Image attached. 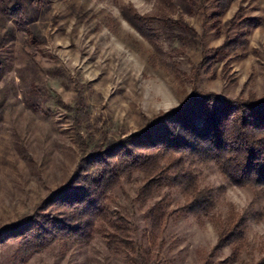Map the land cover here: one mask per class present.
<instances>
[{
  "label": "rangeland",
  "instance_id": "rangeland-1",
  "mask_svg": "<svg viewBox=\"0 0 264 264\" xmlns=\"http://www.w3.org/2000/svg\"><path fill=\"white\" fill-rule=\"evenodd\" d=\"M174 2L167 12L158 0H0V229L32 213L83 156L194 91L264 100V0L222 10L216 0ZM132 15L149 22L145 33ZM173 156L204 191V208L183 207L191 196L168 186L139 199L141 175L110 200L146 264H264V188L232 183L213 160ZM158 200L168 214L152 231L146 213ZM16 244L0 243V264H134L100 235L19 261Z\"/></svg>",
  "mask_w": 264,
  "mask_h": 264
},
{
  "label": "trees",
  "instance_id": "trees-1",
  "mask_svg": "<svg viewBox=\"0 0 264 264\" xmlns=\"http://www.w3.org/2000/svg\"><path fill=\"white\" fill-rule=\"evenodd\" d=\"M230 1L216 0V7L225 9ZM158 2L167 12L175 4L174 0ZM10 12L18 17V26L25 25L18 7ZM131 17L145 33L149 22ZM175 153L215 161L219 171L238 186L264 188V100L249 102L194 91L183 105L150 120L140 132L83 156L69 179L32 213L0 229V243L16 240L14 257L19 261L55 246L88 244L100 235L110 251L124 253L134 264H146L145 251L135 245L128 219L111 209L110 200L123 181L141 175L139 199L168 186L191 196L183 207L204 208L208 203L204 191ZM167 214L162 201L149 207L146 218L152 231L161 228Z\"/></svg>",
  "mask_w": 264,
  "mask_h": 264
}]
</instances>
